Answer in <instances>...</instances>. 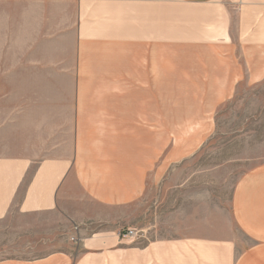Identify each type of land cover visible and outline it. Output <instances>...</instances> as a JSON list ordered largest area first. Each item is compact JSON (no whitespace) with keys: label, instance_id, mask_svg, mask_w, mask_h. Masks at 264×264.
Listing matches in <instances>:
<instances>
[{"label":"crops","instance_id":"obj_1","mask_svg":"<svg viewBox=\"0 0 264 264\" xmlns=\"http://www.w3.org/2000/svg\"><path fill=\"white\" fill-rule=\"evenodd\" d=\"M262 81L264 0H0V221L50 214L67 234L0 264H264V162L236 179L227 219L176 169ZM7 96L23 99L12 134ZM168 187L182 228L149 239L143 196Z\"/></svg>","mask_w":264,"mask_h":264},{"label":"rangeland","instance_id":"obj_2","mask_svg":"<svg viewBox=\"0 0 264 264\" xmlns=\"http://www.w3.org/2000/svg\"><path fill=\"white\" fill-rule=\"evenodd\" d=\"M6 88L7 93H13L15 83H6ZM22 101V98L13 96L4 99L6 127L11 129V134L14 104ZM263 162L264 81L256 85H240L233 98L219 107L212 137L195 156L176 168L182 171L177 180L192 181L191 185L182 190L187 197L200 193L210 194V197L212 195L207 204H214L216 217L227 219L229 199L236 179L246 170ZM167 186H173V183H167ZM167 189L166 196L160 193L159 188H155L151 197L143 196L137 228H149L146 232L149 239L173 237L177 229L182 228L174 220V196L175 193L179 195L180 191H174L172 187ZM180 200L183 201V198ZM187 202L190 201L185 202L186 208L181 210L182 217H187L193 210L189 209L190 203ZM202 203H191L196 209L199 207L196 212L198 218L206 217L204 200ZM179 204L184 205L178 203L177 206ZM60 228L61 222L54 215H20L13 211L8 218L0 221V259L37 257L61 248L67 234L58 232Z\"/></svg>","mask_w":264,"mask_h":264},{"label":"built area","instance_id":"obj_3","mask_svg":"<svg viewBox=\"0 0 264 264\" xmlns=\"http://www.w3.org/2000/svg\"><path fill=\"white\" fill-rule=\"evenodd\" d=\"M135 232L136 231L134 229H127L123 233H124L125 237L130 238V237L134 236Z\"/></svg>","mask_w":264,"mask_h":264}]
</instances>
